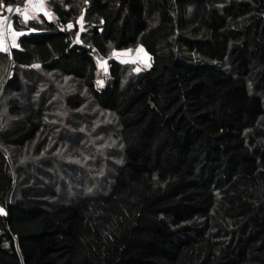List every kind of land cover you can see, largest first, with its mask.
Instances as JSON below:
<instances>
[{
  "label": "trees",
  "instance_id": "obj_1",
  "mask_svg": "<svg viewBox=\"0 0 264 264\" xmlns=\"http://www.w3.org/2000/svg\"><path fill=\"white\" fill-rule=\"evenodd\" d=\"M45 2L0 50V264H264V0Z\"/></svg>",
  "mask_w": 264,
  "mask_h": 264
},
{
  "label": "rangeland",
  "instance_id": "obj_2",
  "mask_svg": "<svg viewBox=\"0 0 264 264\" xmlns=\"http://www.w3.org/2000/svg\"><path fill=\"white\" fill-rule=\"evenodd\" d=\"M34 13L35 14L29 13V14L25 15V17L23 19L27 20V19L34 18V17L40 16V15H47L48 18L56 19V15L52 12V10L46 4V2L44 4V6H43V11L42 12L36 11ZM86 22H87L86 18H84L83 14L81 13L79 15V18H78V23L80 24V26H81L80 28L82 30L86 28V27L84 28V26H86V24H87ZM69 25H71V27H72L73 26V22H71ZM1 49H4V47L0 43V50ZM111 57L113 59H115V60H118V61L124 63V64H127V63L131 64L130 67H133L132 64H135V63H138L139 67H143V66L145 67V66L149 65V56L144 51V49L142 47H137L135 50L134 49L123 50V51L122 50L121 51H116L115 50L108 57H102V56L96 55V61H97V64H98V69H99L97 84H98L99 87L104 86L106 80L109 78V74H110L109 73V69H110L109 68V59ZM199 60H200L199 58L194 59V62L199 61ZM38 75H41V74H36L34 76H31L30 79L34 80V79L37 78ZM11 76H12V72H9L8 78H11ZM88 111H92V110H88ZM106 117H108V116H106ZM108 118H107V120L105 122L108 121ZM81 130L82 131H87V133H90V135L92 133V137L95 138V139L111 141V137H112L111 134L106 136V134H104L101 130L97 131V126H95L94 123H93L92 128H90L88 126L87 127L82 126ZM58 132H59V130H58ZM58 132H56V134ZM112 134H113V132H112ZM103 144H106V143L103 142ZM68 146H70V145H68ZM101 146L104 147V145H101ZM70 147L73 148L72 146H70ZM76 149H78V147H76ZM74 150H75V148H74ZM76 154H77V152H76ZM65 161L78 162V159L76 158V155H74V157L72 156L70 158H67ZM27 174H28V172H27Z\"/></svg>",
  "mask_w": 264,
  "mask_h": 264
},
{
  "label": "built area",
  "instance_id": "obj_3",
  "mask_svg": "<svg viewBox=\"0 0 264 264\" xmlns=\"http://www.w3.org/2000/svg\"><path fill=\"white\" fill-rule=\"evenodd\" d=\"M46 0H24L23 3L10 4L0 12V43L6 49L10 57H13V49L18 45L22 35L14 27L16 16L22 17L31 12L43 11ZM12 10L9 11L8 9Z\"/></svg>",
  "mask_w": 264,
  "mask_h": 264
},
{
  "label": "snow or ice",
  "instance_id": "obj_4",
  "mask_svg": "<svg viewBox=\"0 0 264 264\" xmlns=\"http://www.w3.org/2000/svg\"><path fill=\"white\" fill-rule=\"evenodd\" d=\"M8 10H9V11H11L12 9H11V8H9ZM69 27H71V25H69ZM0 211H2V209H0Z\"/></svg>",
  "mask_w": 264,
  "mask_h": 264
},
{
  "label": "clouds",
  "instance_id": "obj_5",
  "mask_svg": "<svg viewBox=\"0 0 264 264\" xmlns=\"http://www.w3.org/2000/svg\"><path fill=\"white\" fill-rule=\"evenodd\" d=\"M145 51V50H144Z\"/></svg>",
  "mask_w": 264,
  "mask_h": 264
}]
</instances>
